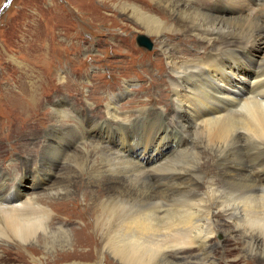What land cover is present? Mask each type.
I'll return each instance as SVG.
<instances>
[{"label":"bare ground","instance_id":"1","mask_svg":"<svg viewBox=\"0 0 264 264\" xmlns=\"http://www.w3.org/2000/svg\"><path fill=\"white\" fill-rule=\"evenodd\" d=\"M132 1L115 2L125 16L158 39L167 54L171 66L168 95L171 105L140 108L134 110L137 115L129 111L121 113L119 100L131 86V80H125L124 90L107 95L105 122L97 129L94 128L98 125L87 128L106 140L108 145L102 147V152L105 155L109 152L112 158L98 161L97 156H101L97 153L91 158V150L80 142L85 131L76 129L81 138L73 144L67 142V147L77 146V154L69 155L67 164L54 173L50 169L43 177L37 173L30 176L32 184L28 188L34 190L32 193H26L22 174L12 178L9 174L0 175V264H25L26 256H30L33 264H107L109 258L113 264H203L211 254H217L220 244L208 251L211 237L242 240L241 254L246 261L254 257L264 262V193L260 192L263 187L260 191L256 188L264 178V166L252 168L264 156V21L259 19L260 14L264 16V0ZM241 9L249 12L244 18L245 25L234 17ZM168 18L176 20V25L170 24ZM187 33L199 36L206 45L223 41L219 52H226L227 57L214 49L204 58L185 59L179 46L170 43L169 35L187 36ZM238 45L241 48H235ZM255 49L258 58L251 54ZM66 79L61 76V83L67 84ZM30 81L21 73L7 78L4 89L0 88V103L9 106L16 96L27 92L38 96L39 87ZM11 86L16 90H10ZM65 99L61 98L64 103ZM58 112L64 114V110ZM170 112L175 120L163 119ZM16 121L9 115L3 125L13 132ZM127 128L132 129L129 134L125 132ZM160 133L159 148L164 149V140L172 141L173 154L166 157L165 152L156 151L158 147L149 156V151L144 154L145 149L156 144L154 139ZM29 141L26 137L28 145ZM18 145L19 141L10 143L1 157L5 159L20 151L22 154ZM91 146L98 145L91 141ZM63 147L65 144L52 154L66 153ZM122 152L126 155L120 157ZM135 157L147 158L148 166L141 165ZM157 161L164 163L156 165ZM2 163L0 160V166ZM215 165L221 170L213 172ZM239 169L242 172L234 178L232 171ZM167 174L173 178L167 179ZM254 174L253 180L249 175ZM49 175L57 176L59 183H53L44 193L40 185L49 180ZM146 175L162 179L156 182L158 190L141 179ZM184 175L190 176L181 180ZM218 175L222 179H217ZM85 182L93 188L91 193L85 194L80 189ZM99 187L106 189L104 195L99 194ZM80 196L85 197L92 218L90 228L94 233L88 230L83 235L96 236V241H89L94 253L84 251L72 231L76 222L86 225L88 221L85 214L76 211ZM66 209L71 210V215H66L70 229L64 228L66 224L60 225L63 215L59 214ZM35 245L42 248L39 257L28 251ZM55 247H67L68 251L60 253ZM194 249L199 251L195 258L183 257L177 263L168 255Z\"/></svg>","mask_w":264,"mask_h":264},{"label":"rangeland","instance_id":"2","mask_svg":"<svg viewBox=\"0 0 264 264\" xmlns=\"http://www.w3.org/2000/svg\"><path fill=\"white\" fill-rule=\"evenodd\" d=\"M115 1L108 0V3L105 4L103 0H0V88L1 90L4 89V82L7 78L18 76L19 73H21V76L31 78L32 81L30 82L37 88L39 87L38 96H33L34 92H27L16 96L14 102L9 106L0 103V160L3 162L0 166V175L9 174L10 176H7L12 178L15 174H22L25 179L26 193L34 191L28 188L32 184L30 176L34 177L33 174L37 173L43 177L50 169L54 173L67 164L69 155L77 154V146L67 147V142L73 144L80 140L81 136L76 129L80 132L85 131L83 141L80 142L91 150V158L96 153L101 156H97L98 161H102L108 156L112 158L109 152L106 154L107 156L102 152V147L108 145L106 140L101 138L97 131L91 132L87 128L98 125L94 128L97 129L99 125L105 122L107 117V95L119 94L120 91L124 90L125 80H131V86L128 88L127 94L123 93L124 96L119 100L118 107L121 113L129 111L137 115L134 110L138 111L140 108L159 109L160 107L166 108L168 104V106L171 105V97H168L170 94L169 76L171 66H169L167 54H164V51L160 48L159 40L154 36L150 37L142 25L125 16ZM129 1L132 0H126L128 3ZM156 11L158 12L157 9ZM211 12H214V10ZM214 13L216 14V12ZM217 13L222 14L221 12ZM248 13L245 9H241V12L234 17L236 21L239 20V23L247 24V20L244 18H247ZM159 14L163 16L162 12ZM226 16L232 18V16ZM169 18L170 24L176 23V20ZM259 19L264 21V16L260 14ZM138 35L144 36L151 43L150 49L137 45L136 38ZM169 36L170 43L179 46L181 53L186 55L184 56L185 59L204 58L212 53L214 49V52H218L220 56L227 57L226 52H219L224 44L223 41H221L222 43L215 41L212 45H206L199 36L190 33H187V36H181L180 34ZM236 47L241 48L240 45ZM242 53L241 51V58ZM251 54L257 58L259 57V52L256 49ZM236 59L240 64V58L236 57ZM61 76L67 78V84L61 83ZM10 90L15 91L16 89L11 86ZM58 91L60 92L59 96L56 95ZM63 97L66 98L65 103L61 100ZM155 99L157 101L154 102ZM15 102H18L17 105ZM58 110H64V114L59 113ZM97 113L101 117H98ZM9 115L17 120L13 132L3 125ZM163 119L167 121L170 119L175 120V115L170 112L165 114ZM131 130V128H127L125 132L129 134ZM116 133L119 134L117 131ZM5 134L10 135L11 138L5 137ZM26 137L29 138L30 145L26 143ZM161 140L162 133L159 134V138L154 139V142L157 141L156 144L149 150H147L148 148L145 149L144 154L149 151V156L150 151L158 147L156 149L158 153L165 152L166 157L171 156L175 150L172 141L167 142V140H164V149H162L159 148ZM15 141H19L18 150H22V154L20 151L14 155L6 156L5 159L1 157L4 151L10 148V143ZM91 141L98 145L97 148L91 146ZM64 144L65 147L62 149L66 153L62 152L63 154L60 153L58 156L52 154V151L58 150ZM100 149L101 151H98ZM124 155H126L125 152L120 153V157ZM23 158L29 159L24 161ZM263 158L264 156L255 161L252 168H262L264 166ZM136 161L143 166L149 164L145 157L142 160L136 158ZM161 163H164V161H157L156 165ZM239 165L241 167L242 163L239 162ZM214 170L220 171L221 169L215 165V167L213 166V172ZM248 170L249 167L246 171ZM232 172L233 177L236 178L242 170ZM197 174H200V172H197ZM255 175H249V177L254 180ZM189 176L184 175L181 180L187 179ZM221 176L217 179H222ZM120 177L127 179L125 174H120ZM103 178L105 179V176ZM166 178L172 179L173 175L167 174ZM141 179L144 182H151L156 190L159 189L157 183L162 182L159 177L147 175L146 178ZM58 180L57 176L49 175V180L40 185L41 191L45 193L53 183L58 184ZM257 186L256 188L259 191L263 187L260 192L264 193V178ZM20 187L21 183L19 182L17 188ZM172 188L170 189L171 192L173 189L175 191L176 188ZM80 189L85 194L91 193L93 190L88 182H85L83 187L80 186ZM105 190V188L99 187V194L104 195ZM84 200L85 197L83 196L78 198L76 211L83 216L86 215L88 221L86 225L79 221L76 222L72 231L80 240L82 244L80 246L84 251L94 253L89 241H96V236L90 233L87 238L86 235H83L88 230L94 233L93 229L90 228L92 218L86 206V200ZM59 215H63L61 216L60 225L66 224L64 228L70 229L71 226L66 222V215H71V210L66 209L64 212H60ZM217 220L220 224L222 223L221 218L218 217ZM234 237H238V235ZM230 238L211 237V241L208 243L210 244L208 251H211L217 243L220 244L216 249L217 254H211L210 258L206 259L207 261H203V264H264L262 259L254 257H249L246 261L244 255L241 254L243 253L241 250L242 240L238 241ZM54 249L60 253L68 251L67 247H55ZM224 249L227 250L226 253ZM28 251L39 257L42 248L35 245L33 248H28ZM170 254H168L169 257L177 263L183 261L181 260L183 257L195 258L199 251L194 249L181 255ZM26 258L25 264H33L30 256H26ZM46 259L47 262L50 261L49 258ZM110 259L112 260V258H109L107 264H113ZM209 260L211 261L209 262ZM236 260L240 261L235 263Z\"/></svg>","mask_w":264,"mask_h":264},{"label":"water","instance_id":"3","mask_svg":"<svg viewBox=\"0 0 264 264\" xmlns=\"http://www.w3.org/2000/svg\"><path fill=\"white\" fill-rule=\"evenodd\" d=\"M136 42L139 46H144L148 49L151 48V43H149V41H147V39L141 35H138L136 38Z\"/></svg>","mask_w":264,"mask_h":264}]
</instances>
